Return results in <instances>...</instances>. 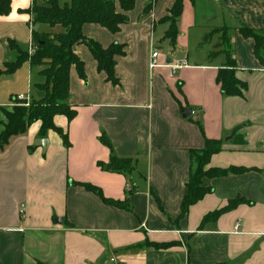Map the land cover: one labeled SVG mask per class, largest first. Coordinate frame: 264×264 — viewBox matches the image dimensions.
Returning a JSON list of instances; mask_svg holds the SVG:
<instances>
[{"label": "crops", "instance_id": "obj_1", "mask_svg": "<svg viewBox=\"0 0 264 264\" xmlns=\"http://www.w3.org/2000/svg\"><path fill=\"white\" fill-rule=\"evenodd\" d=\"M175 1L156 0L147 10L150 0H136L117 33L84 25L87 37L104 48L123 45L125 53L116 58L115 85L86 45L75 47L86 71L85 80L75 67L70 72L77 114L54 119L69 145L52 130L41 137L37 121L0 147V264H264V65L254 39L240 32L241 24L264 31V0H184L174 48L165 38L170 23L162 19ZM34 2L16 8L17 17H30L31 31L26 11ZM10 14H0V131L16 97L42 96L33 92L41 69L29 61L1 74L27 50L18 34L5 40L6 24L26 23ZM46 26L41 32L60 30ZM217 27H228L236 77L247 85L243 96L224 95L217 83L227 57L210 54L223 50L216 49L222 34L211 38L214 49L201 46ZM155 50L158 66L150 68ZM184 109L192 114L183 117ZM38 139H47V147L37 146ZM104 139L118 157L133 161L132 171L107 170L111 149ZM206 139L223 143L208 168L250 170L204 178L212 192L181 217L190 151ZM239 196L249 203L200 228L204 216Z\"/></svg>", "mask_w": 264, "mask_h": 264}, {"label": "trees", "instance_id": "obj_2", "mask_svg": "<svg viewBox=\"0 0 264 264\" xmlns=\"http://www.w3.org/2000/svg\"><path fill=\"white\" fill-rule=\"evenodd\" d=\"M156 0H150L146 9L152 8ZM136 0H70V2L61 4L59 0H44L43 4L34 2L32 7L27 9L32 16L33 26L44 24L51 28L59 27L55 33L36 31L32 28L31 41L35 48L33 54L29 51H19V56L14 62L6 64V68L1 74H13L22 65L24 61H29L32 67H39L41 81L35 84L37 90L41 93V98L32 99L29 106L15 105L12 109L5 110L6 121L4 128L0 131V147L8 143L12 136L22 134L35 122H41L40 136L46 137L52 130L57 132L69 145L67 134L59 128L54 119L58 115H64L69 121L74 119L77 111L70 103V72L75 67L81 79H86L85 63L76 53L75 47L86 45L95 60L98 70L107 75V79L113 84H118L116 76V58L125 53L124 46L112 44L104 48L98 41L87 37L84 34L85 24H98L112 33H117L122 24L126 23L127 12L134 9ZM184 9V0H176L169 15L164 17V22L170 23L165 38L170 41L172 47L177 45L179 34L178 19ZM12 10V0H0V14L8 15ZM222 31V43L216 45L217 48L223 46L222 51H214L210 54L211 58L219 54H225L227 62L217 76V83L220 85L222 94L227 96H243L247 88L246 83L236 77V62L232 57V44L228 35V27L214 29ZM240 32L246 38H252L255 41V55L264 65V31L250 28L246 25H240ZM214 32L206 34L202 43L211 39ZM12 48H17L13 41H10ZM103 142L111 149V159L107 170L113 171H132L134 164L131 159L120 158L114 152L111 144L104 139ZM223 143L217 139H206L205 146L202 149H192L190 151L192 167L190 179L187 184L188 193L183 199L181 206V217H185L192 205L204 198L205 195L212 192L211 187L203 186L204 178L224 177L229 174H242L250 169L245 167L229 168H208L212 156L222 151ZM88 189L102 193L94 186L87 185ZM103 199L116 206H123V202ZM248 202L245 198L239 196L231 199L227 206L208 213L204 216L200 228H203L208 222L217 220L226 212L234 210L242 203ZM249 203V202H248ZM156 248L170 246V244H153Z\"/></svg>", "mask_w": 264, "mask_h": 264}, {"label": "rangeland", "instance_id": "obj_3", "mask_svg": "<svg viewBox=\"0 0 264 264\" xmlns=\"http://www.w3.org/2000/svg\"><path fill=\"white\" fill-rule=\"evenodd\" d=\"M59 1H60L61 4L70 2V0H59ZM37 2L39 4H43L44 0H37ZM28 23L29 22L26 21V23H17L16 25H8V24H6L4 26V29H3V32H2L3 35L5 36L6 42H8L7 38L10 37V34L14 33L15 36H16V34H18L20 36V39L23 40L22 44H21V48L22 49H27L26 51H28V48H30V46H31V43H29V41L31 39V30H30V26H29ZM44 26L45 25H41V24L39 25L38 24V25H35L33 29H35L36 31H45V29L43 28ZM220 28H222V27H220ZM216 29H219V27H217ZM213 32H214L213 35H218V34L221 35L222 34V31H220V30H216V31L214 30ZM51 33H55L54 30H51ZM213 35H212V37H213ZM212 44L214 46L213 47V49H214L215 48V45H214L215 42L211 41V39H207L205 42H203V44L201 46L209 48V46L212 45ZM5 47H6L7 50L9 49L7 46H5ZM1 49H3V47H1ZM33 71L35 72V69ZM36 91H37V88L34 85L33 92H36ZM35 99H39V98H35ZM29 102H31V100Z\"/></svg>", "mask_w": 264, "mask_h": 264}, {"label": "built area", "instance_id": "obj_4", "mask_svg": "<svg viewBox=\"0 0 264 264\" xmlns=\"http://www.w3.org/2000/svg\"><path fill=\"white\" fill-rule=\"evenodd\" d=\"M34 51H35V48H34V46L32 45V42H31L29 53L33 54ZM158 56H159V51L158 50H155V51L152 52V61L150 63V68H155V67L158 66L157 60H156L158 58ZM185 64H186V62H183V63H181L179 65H175L174 66V71L177 68H179V67H181L182 65H185ZM29 101H30L29 98L25 97L24 95H20V96L16 97L14 106L15 105L28 106L30 104ZM22 209H24V205H22ZM239 227H240V223H237L235 228L238 229ZM111 260L114 261V259H111Z\"/></svg>", "mask_w": 264, "mask_h": 264}, {"label": "clouds", "instance_id": "obj_5", "mask_svg": "<svg viewBox=\"0 0 264 264\" xmlns=\"http://www.w3.org/2000/svg\"><path fill=\"white\" fill-rule=\"evenodd\" d=\"M30 3H31V0H21L20 3H17V0H13V11L10 14V16L8 17V19L16 18V19H21L24 21H27L28 19H30V17L27 15H25L23 17H17V14H16V8L17 7H20V6L27 7L30 5ZM0 19H4V18L0 17Z\"/></svg>", "mask_w": 264, "mask_h": 264}, {"label": "water", "instance_id": "obj_6", "mask_svg": "<svg viewBox=\"0 0 264 264\" xmlns=\"http://www.w3.org/2000/svg\"><path fill=\"white\" fill-rule=\"evenodd\" d=\"M192 114V110L191 109H184L183 111H182V115H183V117H188V116H190ZM35 144L37 145V146H43L44 148H46L47 147V145H48V140L47 139H38L36 142H35Z\"/></svg>", "mask_w": 264, "mask_h": 264}]
</instances>
